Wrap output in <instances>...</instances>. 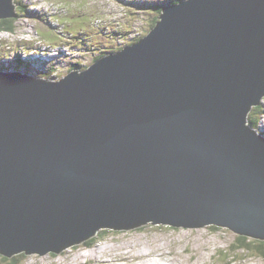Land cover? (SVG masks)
Segmentation results:
<instances>
[{"label": "water", "instance_id": "water-1", "mask_svg": "<svg viewBox=\"0 0 264 264\" xmlns=\"http://www.w3.org/2000/svg\"><path fill=\"white\" fill-rule=\"evenodd\" d=\"M159 13L79 73L0 71V255L146 223L264 239V139L244 125L264 95V0Z\"/></svg>", "mask_w": 264, "mask_h": 264}, {"label": "rangeland", "instance_id": "rangeland-1", "mask_svg": "<svg viewBox=\"0 0 264 264\" xmlns=\"http://www.w3.org/2000/svg\"><path fill=\"white\" fill-rule=\"evenodd\" d=\"M170 1L12 0L17 31L6 39V45L0 43V58L14 59L18 55L17 49L10 48L22 47L18 40L22 35L38 39L24 43L29 49L37 48L41 42L51 47L67 39L69 48L63 53L71 59L70 72L76 68L79 73L98 57L117 52L146 35L160 14L151 9L152 5ZM20 4L25 9H19ZM2 35L8 36V32L0 30ZM9 43L12 46L8 48ZM19 59L23 60L21 56ZM68 71L56 66L55 73H46V78L56 79V73ZM261 102L264 107V97ZM249 113L257 115L254 107H250ZM236 236L229 229L215 225L188 229L148 223L133 229L99 230L89 251L81 243L57 254L23 251L13 256L16 264H166L167 261L168 264H264V258L250 250L235 248L232 252ZM249 239L264 244V240ZM99 247L108 249L99 253Z\"/></svg>", "mask_w": 264, "mask_h": 264}, {"label": "bare ground", "instance_id": "bare-ground-1", "mask_svg": "<svg viewBox=\"0 0 264 264\" xmlns=\"http://www.w3.org/2000/svg\"><path fill=\"white\" fill-rule=\"evenodd\" d=\"M32 4H34V3H32ZM15 34H16V32H8V36H6L7 38L4 37L3 35L0 36V43H5L6 39H10L11 36L13 37ZM22 36H20L19 38H22ZM26 41L27 42H30V41H33V42L36 41L37 42L38 39H35L32 35H29V38L28 39L26 38ZM68 41L69 40L64 39V41L62 43L56 44V45H52L51 47H48L47 43L41 42L40 45L36 48L40 55H42V56L46 55L47 56V60H48V63H49V67H48V70H47L48 74H51L52 68H55L56 66H59V68H64L66 71H67V69H69V71L67 73H57V80L61 79L65 75H67L70 72V70H71L70 69V67H71V59H67L66 56L63 53V51H65L66 49L69 48V46L67 44ZM6 44H7V41H6L5 45ZM8 45H11V44L9 43ZM29 56H30V54H29ZM39 79H42V78H39ZM52 81H54V80H52ZM259 106H260V109H258ZM250 107H254L256 109V111H257L256 119H255V122L252 124L251 121H250L251 117H250V113H249V110H248L246 115H245L244 125H246L249 129L254 131L256 135H259V136H261L264 139V107H263V104H262V102L259 101V104L250 105ZM158 225H161V224H158ZM163 225H166V224H163ZM208 225H215L217 227H223V226H218V225H216L214 223H209V224H205V225H202V226L204 227V226H208ZM140 226H142V225H140ZM140 226H137V227H140ZM167 226H169V225H167ZM200 227L201 226H199V227H186V228H188V229L189 228L196 229V228H200ZM178 228H181V227H178ZM223 228H227V227H223ZM227 229H229V228H227ZM113 230H115V229H113ZM234 233H236L238 236H245L247 238L264 240V239H261V238H258V237H254V236H250V235H246V234H239L237 232H234ZM96 235L97 234H95L94 237ZM106 249H108V248L107 247H99V253H102L103 251H106ZM234 251H235V248L232 249V252H234ZM1 256L5 257L4 255H1ZM166 264H168V261L166 262ZM228 264H230V263H228Z\"/></svg>", "mask_w": 264, "mask_h": 264}, {"label": "clouds", "instance_id": "clouds-1", "mask_svg": "<svg viewBox=\"0 0 264 264\" xmlns=\"http://www.w3.org/2000/svg\"><path fill=\"white\" fill-rule=\"evenodd\" d=\"M179 1H181V0H179ZM170 3H174V2H170ZM167 4H169V3H167ZM163 5L164 4H162V6ZM3 31H6V30H3ZM14 31L16 32L17 30L15 29V30L8 31V32H14ZM137 40H139V39H137ZM19 41L20 42L22 41L21 42L22 43V47H16V48L11 47L10 48V49H17L18 50V55L14 59H8V58H2L1 59L0 58V61H4V63L0 66V71H2V72L19 71V73L30 75L33 78H38V79L39 78H42L44 80L47 79L46 78V73H48L47 70H48V67H49V63H48V60H47V56L46 55L45 56L40 55L39 52L37 51L36 47L31 48V49H28L26 46H24V43L27 42L26 41V38H24V36H22V38H20ZM37 53L39 54L38 57L36 56ZM21 54H23V56ZM29 54H30V56H29ZM19 56H21L23 58V60H20L19 59ZM25 57H27V59H28L27 61L25 60ZM36 59H38V60H36ZM30 66L33 68L32 71L31 70H28V68H31ZM54 69L55 68H52L51 74L55 73L54 72ZM51 74H49V75H51ZM47 80H49V79H47ZM50 80L56 81L57 80V73H56V79L55 78H51ZM263 97H264V95L261 97L260 102L263 99ZM146 224H148V223H146ZM143 225H145V224H143ZM173 228H178V227H173ZM100 230H106V229H100ZM229 231H232V230L229 229ZM98 232H99V230L97 231V233ZM92 237H94V236H92ZM89 239H87V240H89ZM87 240H85V241H87ZM96 240H95V242H96ZM85 241H83L81 243H84L86 245L85 246L86 249L89 251L91 249V247L94 245L95 242L93 244H91V245H88V244L85 243ZM81 243H77V244H81ZM77 244H74V245H77ZM74 245H70V246H74ZM70 246H68V247H70ZM47 253H49V252H47ZM54 254H57V253H54ZM6 258H9V257H6Z\"/></svg>", "mask_w": 264, "mask_h": 264}, {"label": "trees", "instance_id": "trees-1", "mask_svg": "<svg viewBox=\"0 0 264 264\" xmlns=\"http://www.w3.org/2000/svg\"><path fill=\"white\" fill-rule=\"evenodd\" d=\"M179 0H172L170 2H177ZM162 4H155L152 5L151 9L156 10L157 13L160 12ZM19 9L23 10L25 9V6H22L20 4ZM15 17L13 18H6V19H0V30H6V31H12L16 29L15 26ZM15 32V31H14ZM6 43V41H5ZM19 62V61H18ZM254 111L257 114L256 109L254 108ZM250 121L253 124L255 122L256 116L250 114ZM105 231V230H103ZM96 238L92 237L89 240L85 241L86 244L91 245L95 242ZM233 248L242 249V250H250L252 252H255L256 254L260 255L262 258H264V244H261L259 241L251 240L245 236H236L234 239V244L232 245ZM248 252V251H244ZM226 255V254H225ZM227 258L232 259L230 255H226ZM15 256L11 257L10 259H7L6 257L0 256V264H16L15 262ZM18 264V263H17Z\"/></svg>", "mask_w": 264, "mask_h": 264}, {"label": "built area", "instance_id": "built-area-1", "mask_svg": "<svg viewBox=\"0 0 264 264\" xmlns=\"http://www.w3.org/2000/svg\"><path fill=\"white\" fill-rule=\"evenodd\" d=\"M10 45H8L7 47L9 48ZM4 63V61H0V66Z\"/></svg>", "mask_w": 264, "mask_h": 264}]
</instances>
